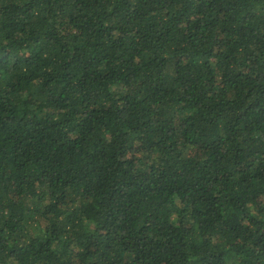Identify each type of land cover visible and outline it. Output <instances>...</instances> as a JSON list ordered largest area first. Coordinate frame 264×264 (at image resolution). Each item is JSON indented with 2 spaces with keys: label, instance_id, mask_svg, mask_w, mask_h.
I'll use <instances>...</instances> for the list:
<instances>
[{
  "label": "trees",
  "instance_id": "trees-1",
  "mask_svg": "<svg viewBox=\"0 0 264 264\" xmlns=\"http://www.w3.org/2000/svg\"><path fill=\"white\" fill-rule=\"evenodd\" d=\"M0 264H264V0H0Z\"/></svg>",
  "mask_w": 264,
  "mask_h": 264
}]
</instances>
